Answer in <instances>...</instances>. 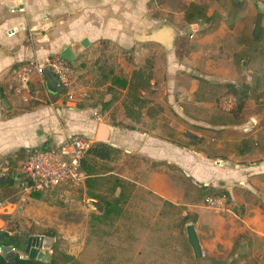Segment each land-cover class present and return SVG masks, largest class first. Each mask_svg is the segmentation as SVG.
I'll return each mask as SVG.
<instances>
[{
	"label": "rangeland",
	"instance_id": "1",
	"mask_svg": "<svg viewBox=\"0 0 264 264\" xmlns=\"http://www.w3.org/2000/svg\"><path fill=\"white\" fill-rule=\"evenodd\" d=\"M197 10L201 15L189 22L186 13ZM258 13L264 14V0H150L146 16L131 31L130 45L102 42L81 48L76 58L66 61L71 64L70 87L60 95L51 93L50 100L88 112L98 120L99 134L107 121L130 127L123 122L129 117L171 122L178 136L188 134L189 122L201 134L199 123L214 122L223 111L233 114L240 107L244 124L237 131L253 134L246 140L258 142L255 160L261 159L264 17L259 36L252 35ZM165 23L177 31L172 49L135 40L136 33H150ZM206 82L220 87V92L210 96ZM229 85L235 89L222 90ZM246 88L249 93L242 100L237 90ZM43 101L34 85L29 107L44 105ZM230 136L235 138L234 133ZM178 140L187 143L182 137ZM210 143L219 151L216 155L228 157L230 146ZM115 157L112 164L88 161L93 179L87 186H61L38 198L4 195L0 200L12 207L0 212V226L14 236L43 238L39 252L46 254L44 264L50 263L55 249L79 264H264V241L241 229L244 226L229 210L236 214L242 210L233 207L226 191L210 192L167 168L164 172L169 170L176 183L167 200L155 194L150 183L126 178L135 180L138 167L146 166L142 158L129 159L120 152ZM208 197L223 198L225 210L210 209ZM219 215L225 221L214 220ZM190 228L201 248L199 258L189 241Z\"/></svg>",
	"mask_w": 264,
	"mask_h": 264
},
{
	"label": "crops",
	"instance_id": "2",
	"mask_svg": "<svg viewBox=\"0 0 264 264\" xmlns=\"http://www.w3.org/2000/svg\"><path fill=\"white\" fill-rule=\"evenodd\" d=\"M149 1L0 0V169L8 157L20 150H35L44 144L61 146L74 135H83L94 139V143L111 146L129 159L142 158L146 166L138 167L141 169L135 180L126 178L134 183L142 184L143 180L150 183L155 194L167 200H171L173 184H176L168 176L169 170L164 172L167 168L181 172L186 180L198 186L226 191L233 207L238 205L237 210H242L238 214L233 208L229 210L244 226L241 229H249L264 241V157L255 160L259 144L246 140L253 134L244 136L237 131L244 124L242 120L230 122L215 118L211 123H199L203 126L201 134L187 122L188 134L178 136L179 130L171 122L160 123L148 118L133 121L129 117L123 122L130 127L107 121L106 130L101 128L99 134L98 120L88 112L50 100L47 74L56 80L43 67L46 60L63 59L67 48L76 58L85 43L84 48L102 42L130 45L131 31L140 25L141 16H146ZM28 62L42 68L23 83L18 71ZM34 85L46 103L30 108L28 102ZM104 131L106 136L101 139L99 136ZM232 133L235 138L230 136ZM180 137L187 143L180 142ZM194 138L201 139L202 143L193 145ZM211 141L230 146L228 157L216 155L219 151ZM147 168L155 169L147 171ZM223 218L214 220L225 221ZM0 231L13 235L1 226ZM0 256L9 260L4 254Z\"/></svg>",
	"mask_w": 264,
	"mask_h": 264
},
{
	"label": "built area",
	"instance_id": "3",
	"mask_svg": "<svg viewBox=\"0 0 264 264\" xmlns=\"http://www.w3.org/2000/svg\"><path fill=\"white\" fill-rule=\"evenodd\" d=\"M43 67L55 78L59 91L70 87L71 70L65 60L53 57L47 59ZM41 68L42 66L34 62H28L19 69L18 77L23 83H27ZM93 144V141L86 136L74 135L61 146L48 150L40 148L33 150L21 164L19 174L22 178H16L18 182L16 194L23 198H30L32 194L45 193L61 186L85 184L87 176L82 169L83 160ZM8 170V168H3L1 178L9 173ZM206 202L210 209L225 210L223 198L208 197ZM11 207V203L0 200V212ZM43 249L44 241L42 248L38 251H43ZM11 252L19 259H24L27 255L25 252L23 254L18 252L13 247ZM0 254H4L2 249H0Z\"/></svg>",
	"mask_w": 264,
	"mask_h": 264
},
{
	"label": "trees",
	"instance_id": "4",
	"mask_svg": "<svg viewBox=\"0 0 264 264\" xmlns=\"http://www.w3.org/2000/svg\"><path fill=\"white\" fill-rule=\"evenodd\" d=\"M190 13H186V18L188 19L189 22H192L195 18H197L198 16H200V10L197 11H192ZM199 18V17H198ZM209 18H206V20H208ZM70 63H68L69 65ZM71 65V64H70ZM123 82L121 84V86L123 88H126L127 82L125 80H122ZM202 84L200 83V89H201ZM204 88L209 89L208 91H212V94L210 96H214L217 92H220V87H216L213 84L206 82L204 84ZM235 89L232 85H229L228 87H223L222 90L225 89V92L227 93V89ZM248 88H246V90H237V92H239L242 96V100H245V98L248 96ZM60 93H64L65 91L60 90ZM204 93V92H202ZM204 96H206V93H204ZM197 97V96H196ZM210 97H207L206 99L208 100ZM198 99V98H197ZM108 106V105H107ZM241 106V105H240ZM243 109V108H242ZM242 109L239 107L236 111L233 112V114H228L225 113V111H223L219 116L216 117V119L220 118L223 120H232L234 122H240L242 119ZM241 113V114H240ZM135 121H138V117H130ZM215 121V119H214ZM120 127H126L125 125H121ZM193 145H199V143H202L201 139L198 138H194L193 142H191ZM56 146H49V144H44L40 147V149L43 150H48L50 148H55ZM33 150H20L17 154H15L12 157H8L3 163L6 162L7 166H3L2 163V168H8L9 173H7L3 178L0 179V199H3L2 197L6 194H15L18 191L17 188V179H21L22 176L19 174V170L21 168V164L23 163V161L30 155V153ZM116 154H118L117 150H115L114 148H112L111 146L104 144V143H94L92 145V147L88 150L87 155L85 157V159L83 160V172L85 173V175L87 176V179L85 181V185L87 186V183L91 182V178H92V174L90 172L91 169L93 170V168H87L88 165V161L90 160H99V161H104V162H112L116 160ZM9 159L12 160V166L10 165L9 162H7ZM10 160V161H11ZM93 179V178H92ZM94 181V180H93ZM210 192L213 190L211 188H207ZM41 196V193H37V194H32L33 198H38ZM28 236L22 237L21 235H9V236H5L3 238V242L2 244L4 246H11L14 249H16L18 252L25 250L26 247V243L28 240ZM54 253L51 261L49 264H79V262L76 260V258H74L73 256L67 255L65 253L59 252L57 249L52 250ZM9 259V258H8ZM0 264H12L9 260H6L3 256H0ZM13 264H44L43 262L37 260V259H19L17 258Z\"/></svg>",
	"mask_w": 264,
	"mask_h": 264
},
{
	"label": "water",
	"instance_id": "5",
	"mask_svg": "<svg viewBox=\"0 0 264 264\" xmlns=\"http://www.w3.org/2000/svg\"><path fill=\"white\" fill-rule=\"evenodd\" d=\"M263 17H264L263 13H258L256 15L255 25H254L253 32H252V35L254 38H257L261 32ZM134 38L137 42L155 43V44L162 46L163 48H165L167 50H170L175 45L176 38H177V31L175 30V28L172 25L165 23L162 26H160L159 28L151 31L150 33H144V34L136 33L134 35ZM83 46L86 47L87 44L85 43V44H83ZM62 58L65 61L72 60L74 57H72L71 49L67 48L64 51V53L62 54ZM46 83H47V87L51 93H53V94L58 93L59 90H58L57 83L54 82V80L52 79V77L49 74H47ZM105 136H106V132L104 131V133L100 136V138L104 139ZM2 236H9V234L7 232L0 231V249H2L5 257H8L9 261L13 264L14 261L18 257L16 255L11 256V253H12L11 252V250H12L11 246H2L1 245ZM43 241L44 240L41 237H39V238H28L24 252H25V254L28 255L29 259H37L39 261H42L46 257V254L44 252L38 251L39 249L42 248ZM189 241H190V244L192 245V247L194 249L196 257L199 258L201 256V248H200L197 236H196L193 228L189 229Z\"/></svg>",
	"mask_w": 264,
	"mask_h": 264
}]
</instances>
